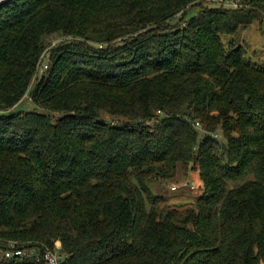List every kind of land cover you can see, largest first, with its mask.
Returning a JSON list of instances; mask_svg holds the SVG:
<instances>
[{
  "label": "trees",
  "instance_id": "trees-1",
  "mask_svg": "<svg viewBox=\"0 0 264 264\" xmlns=\"http://www.w3.org/2000/svg\"><path fill=\"white\" fill-rule=\"evenodd\" d=\"M242 1L0 0V264H264V66L236 42L264 0ZM180 167L193 203L152 188Z\"/></svg>",
  "mask_w": 264,
  "mask_h": 264
},
{
  "label": "rangeland",
  "instance_id": "rangeland-1",
  "mask_svg": "<svg viewBox=\"0 0 264 264\" xmlns=\"http://www.w3.org/2000/svg\"><path fill=\"white\" fill-rule=\"evenodd\" d=\"M198 9H193L189 16H193L197 13ZM236 42L240 45H246L248 48V54L255 63L264 66V34L261 33L260 24L258 22L241 28L238 32ZM34 109V105L30 101L22 104L18 111H30ZM218 134V139L221 140ZM216 138V137H215ZM184 185L194 186L184 187ZM177 187V190L173 191L172 187ZM154 192L158 195L167 197L170 202L174 204H189L193 203L203 194L201 177L198 169L185 170V168L180 167L176 177L161 186H152ZM56 250H60V245L56 246L55 250L48 251L53 254L61 255Z\"/></svg>",
  "mask_w": 264,
  "mask_h": 264
},
{
  "label": "built area",
  "instance_id": "built-area-1",
  "mask_svg": "<svg viewBox=\"0 0 264 264\" xmlns=\"http://www.w3.org/2000/svg\"><path fill=\"white\" fill-rule=\"evenodd\" d=\"M215 3L223 4L227 7H231L234 9H242L246 8L245 3L242 0H213ZM217 138V136H216ZM172 190H177V187H172ZM17 246L15 244L11 245L12 249L8 250H1L2 254L1 256L4 258H11L13 255H24L26 254L22 249L16 248ZM33 254V251L31 252V255ZM38 257V256H37ZM62 255H56L51 252H47L44 256L40 257V260L44 261L46 264H60V261L62 259Z\"/></svg>",
  "mask_w": 264,
  "mask_h": 264
}]
</instances>
